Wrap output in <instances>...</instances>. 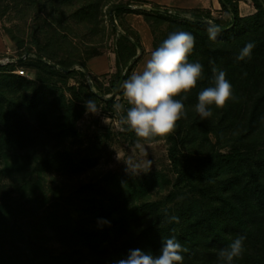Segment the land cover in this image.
<instances>
[{"label": "trees", "instance_id": "1", "mask_svg": "<svg viewBox=\"0 0 264 264\" xmlns=\"http://www.w3.org/2000/svg\"><path fill=\"white\" fill-rule=\"evenodd\" d=\"M23 1L33 13L29 41L7 30L16 46L17 64H22L21 58L26 56L34 70L59 81L71 77L75 72L72 68L79 66L85 81L77 87H66L67 97L57 84L15 74L13 64L0 66V175L17 178L33 165L39 177L72 178L97 164L96 157L82 155L63 144L82 143L76 123L85 112L86 100L94 99L98 107L117 112L115 98H124L120 84L136 67L140 58L137 52L142 53L143 48L133 38L134 33L118 35L113 49L115 73L108 77L105 87L96 77H89L88 83L85 63L72 53L66 54L60 41L67 40V33L74 34L72 26L84 31L87 43H92L99 32L103 36L104 7L112 12L107 19L114 33L113 20L121 22L130 14L141 16L152 33L167 25L155 39L153 49L174 31L191 33L195 44L188 60L203 65V78L184 101L187 117L176 122L172 133L149 141L167 139L175 185L193 196L192 203L176 216L179 223L151 203H136L148 194L152 183L129 186L118 181L108 192L88 196L75 221L60 204L47 206L34 226L46 238L40 243V254L45 258L43 262L35 258L30 262L119 264L133 249L158 254L162 238L175 235L186 249L183 264H222L215 250L227 246L229 237L237 236L245 237L244 251L233 264H264V1L249 0L254 13L240 16L237 2L218 0L221 10L229 15L227 19L212 17L210 11L200 9H131L129 4L116 0ZM12 2L0 12L17 8V0ZM209 25L221 30L215 41L209 39ZM248 42L255 45L250 57L238 61L236 56ZM95 56L91 52L87 58ZM214 66L226 72L233 98L222 108L212 106V116L202 120L193 108L198 92L210 86ZM125 104L128 108L127 101ZM102 220L109 223H98ZM17 226L0 221V264H30V257L25 261L22 255L12 253L11 246L21 241L22 227ZM49 241L57 245L53 252L43 249ZM21 242L26 250L32 245L31 241Z\"/></svg>", "mask_w": 264, "mask_h": 264}, {"label": "rangeland", "instance_id": "2", "mask_svg": "<svg viewBox=\"0 0 264 264\" xmlns=\"http://www.w3.org/2000/svg\"><path fill=\"white\" fill-rule=\"evenodd\" d=\"M208 1L210 0H200L198 4L194 2L188 4L184 1V4H179V8L175 9L178 6L176 4L173 6V0L172 2L170 0H116V2L129 4L131 9L157 6L161 10L166 9L170 12L185 9L192 10L197 7L196 5L207 7L208 9L210 7ZM234 1L238 3V11H241L242 15H247L245 12L246 7L241 3V10H239V2H246L252 8L249 0ZM17 2L19 4L17 8H9L5 12H0V66L13 64V73L33 81H46L51 84H57L65 95L69 97L65 90L66 87H77L85 81V78L80 75L82 70L79 66L72 68L75 72L71 77L65 81H59L34 70L33 63L25 60L26 56L21 58L23 60L22 64H17L19 61L16 57V46L7 30L12 31L13 34L22 37L25 42H28L27 35L30 31L31 17L33 15L27 2L23 0H17ZM12 3V0H3L0 3V10L3 11V8L7 5L11 7ZM212 12L214 11L212 10ZM219 12L221 13L220 16L216 15L214 17L223 19L229 17L227 13L221 10V7ZM109 14H112V12H109L104 7L102 9V25L105 27L104 35L101 36L99 32L96 37H92V43H87L83 36L84 31L74 26L70 27L73 29L74 34L67 33V40L62 39L60 41L61 47L66 54L72 53L74 57H78L79 60L85 63L88 83H90V79L96 77L99 79L98 82L105 85V87H107V82L109 81L108 77L115 73L113 49L119 34L127 31L128 33H134L136 37L133 36V38L138 39L142 45L143 52H137V57L139 56L140 58L133 70L138 71L142 69L144 60L149 56L150 52L154 50L155 39H159L167 27V25H163L156 33H152L141 16L130 14L125 15L121 22L113 20L117 30L114 33L109 27L107 19ZM41 17L45 18L46 14H42ZM44 44V41H41V45ZM91 52L96 53V56L88 59L87 55ZM105 97H110V95ZM115 100L117 104H122L124 109H127L125 98L117 97ZM99 109L100 111L96 114L87 113L85 109L84 114L76 123L82 134L81 144L77 146H69L71 142L63 144L64 147L82 155L89 153L92 157H96L98 162L94 167L88 169L82 175L72 178L52 175L39 177L33 165L26 174L17 178L0 175V221L8 222L12 227L16 224L18 225L17 229L21 226V241L32 242L29 250H26L27 246L20 240L15 246H11L12 253L22 255L25 261L26 257L31 258L29 262L33 258L38 260V263L44 261L45 256L40 254L42 247L40 243L46 242V238H43L34 226L38 223L37 218L40 217V213L51 204H60L62 211H69L75 221L79 217V212L77 211L81 209L80 206L84 204L83 202L88 196H92L97 192V194L102 195L104 191L108 192L109 187L118 181L127 182L129 186L152 183L153 187L148 194L143 199L137 200L136 203H151L160 212L165 215L169 214L170 217L178 216L192 203L190 201L193 196L185 188H179L175 185L176 176L172 173L168 160L169 142L167 139L155 142L140 140L141 147H137L138 138L136 135L126 133L118 123L123 113L107 112L102 105H99ZM212 141H214L213 138ZM143 149H146L147 156L144 155ZM186 152L193 153L192 150H186ZM144 159L152 161L151 168H145L140 174H129L126 164H129L130 161L137 162ZM1 169L2 167L0 166V171ZM9 212L12 215L9 216ZM16 228L14 227V229ZM0 237L2 236L0 235ZM50 244V241L48 244L45 243L46 247L43 249H49L48 251L51 252L57 249V245L52 246ZM25 264L27 263L25 262ZM30 264H33V262H30Z\"/></svg>", "mask_w": 264, "mask_h": 264}, {"label": "clouds", "instance_id": "3", "mask_svg": "<svg viewBox=\"0 0 264 264\" xmlns=\"http://www.w3.org/2000/svg\"><path fill=\"white\" fill-rule=\"evenodd\" d=\"M220 28L209 25L207 32L209 39L215 41L220 34ZM195 37L183 30L170 33L168 37L144 60L142 69L133 71L127 79L120 84L122 95L129 107L124 109L122 104L115 105L117 112H123L118 123L123 129L134 132L138 138L137 147L142 141H151L156 137H164L172 132L176 122L186 118L188 109L184 101L187 94L197 88L198 81L203 78V65L200 62L188 60L194 48ZM253 42H248L240 49L236 56L238 61L250 57ZM183 94V95H182ZM177 97H182L177 99ZM233 98L232 84L226 78V72L217 67L212 68L210 86L198 92L193 111L202 120L212 116L211 108L224 107ZM86 112L96 114L100 111L94 99L84 102ZM143 153L147 156L146 149ZM127 165L129 174H140L145 168H151L152 161L144 159L131 162ZM171 221L179 223L178 217H171ZM98 223L107 224L106 220ZM227 246L216 251L222 264H233V260L242 255L244 251V236H237ZM186 249L176 239L175 235L162 238L158 254L140 249L130 250L126 259L119 264H183Z\"/></svg>", "mask_w": 264, "mask_h": 264}, {"label": "crops", "instance_id": "4", "mask_svg": "<svg viewBox=\"0 0 264 264\" xmlns=\"http://www.w3.org/2000/svg\"><path fill=\"white\" fill-rule=\"evenodd\" d=\"M172 2V0H170ZM184 1L188 4H191L192 2H194L195 4H198L200 2V0H173V6L176 4V7L175 9H178L179 8V4H184ZM244 1H247V0H244ZM241 3L245 5L246 9H245V12L247 13V15H250V14H253L254 13V10H251L253 8H250L246 2H239V10H241ZM208 4L210 5V7L207 9V7H200L199 5H196L197 7L195 9H200V10H207V11H210L212 17L214 16H220V4L218 2V0H210L208 1ZM186 10V9H185ZM187 10H191V9H187ZM212 10L214 12H212ZM240 13V16H247V15H242L241 11H239ZM245 13V14H246Z\"/></svg>", "mask_w": 264, "mask_h": 264}]
</instances>
